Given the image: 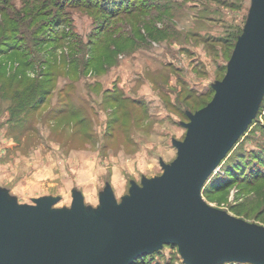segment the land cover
Returning <instances> with one entry per match:
<instances>
[{"label": "rangeland", "instance_id": "rangeland-1", "mask_svg": "<svg viewBox=\"0 0 264 264\" xmlns=\"http://www.w3.org/2000/svg\"><path fill=\"white\" fill-rule=\"evenodd\" d=\"M103 2L0 0L7 29L0 30V203L7 208L72 212L80 204L97 216L107 192L121 203L133 186L159 177L189 115L212 100L253 7V0H114L105 13ZM41 60L45 96L37 102L31 77ZM248 156L261 158L249 175ZM240 165V179L211 191L219 174ZM200 194L264 227V95ZM138 264L183 259L164 245Z\"/></svg>", "mask_w": 264, "mask_h": 264}, {"label": "water", "instance_id": "water-1", "mask_svg": "<svg viewBox=\"0 0 264 264\" xmlns=\"http://www.w3.org/2000/svg\"><path fill=\"white\" fill-rule=\"evenodd\" d=\"M264 95V0H253L212 100L189 115L185 137L163 173L117 203L107 192L102 213L0 203V264H132L164 245L184 264H264V227L209 206L201 190L255 117Z\"/></svg>", "mask_w": 264, "mask_h": 264}, {"label": "trees", "instance_id": "trees-1", "mask_svg": "<svg viewBox=\"0 0 264 264\" xmlns=\"http://www.w3.org/2000/svg\"><path fill=\"white\" fill-rule=\"evenodd\" d=\"M10 0H6V2H8ZM31 1H34V0H31ZM114 0H104V2L102 3L101 5V9L105 10V13H108L110 10H111V2H113ZM56 8H59L60 6V3L58 1H56V3L54 4ZM6 16V15H5ZM11 22V20H9ZM14 22V21H13ZM2 23V22H1ZM16 23V22H14ZM17 23L19 24V21H17ZM3 24V23H2ZM2 24H0V30H2L3 33H6L7 32V29L2 27ZM1 54V53H0ZM42 62H44L43 60H41V62H37V66H38V69H35L36 71L35 74L33 75L32 80L34 81L33 83V92H37L39 91V96L36 98L37 102L40 101H43V98L45 96V92H43V87H44V81L43 79L45 78V75L44 73H42V69L46 68L47 67V64H43ZM41 64L44 65V67H41ZM132 103H135V104H139L140 107L142 105V103L139 101V100H136V101H131ZM187 117V115L185 116ZM188 118V117H187ZM188 120V119H187ZM243 135V134H242ZM241 137V136H240ZM239 137V138H240ZM258 152L260 149H257ZM256 151V150H255ZM241 152H239L240 154ZM240 155H238V157H240ZM259 157V156H257ZM256 156L254 157H250L248 156L249 158V161H247L248 163L250 162V164L248 165L249 167V170H248V175L251 174L250 172H254V169L255 167H260V159L257 158ZM250 158H252V160H250ZM241 168H243V166H237L236 168H234L231 172L230 171H225L224 174H219L216 178L215 181H213V183L211 185H209L211 187V191H219L222 189V186L225 185V183H229L231 181H234L236 178L240 179V174H243V172H241ZM247 167H244V169H246ZM250 171V172H249ZM258 177V176H257ZM219 181V182H218ZM223 182V183H222ZM208 188L205 187V189L203 190V193H205L206 195L208 194ZM169 246V245H168ZM171 247V246H170ZM152 254V253H151ZM151 254H147V255H143L139 258H137L132 264H138L142 261H144L146 259V257L150 256ZM184 264V263H183ZM223 264H247V263H236V262H231V263H223Z\"/></svg>", "mask_w": 264, "mask_h": 264}]
</instances>
